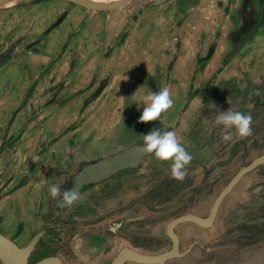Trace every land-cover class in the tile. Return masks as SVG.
I'll return each instance as SVG.
<instances>
[{
  "label": "rangeland",
  "instance_id": "obj_1",
  "mask_svg": "<svg viewBox=\"0 0 264 264\" xmlns=\"http://www.w3.org/2000/svg\"><path fill=\"white\" fill-rule=\"evenodd\" d=\"M187 2L130 0L102 11L110 14L106 20L162 24L164 43L157 46L164 49L157 57L155 42L124 48L128 31L98 29L93 27L98 20L89 16L91 24L86 18L81 31L72 33L83 34L84 40L69 36L49 60L43 28L25 27L11 39L0 16L3 79L19 88L5 91L10 99L0 113V200L26 188L18 201L3 204L0 233L24 247L44 232L30 264L48 256H59L63 264H111L127 247L144 254L170 250L169 223L189 213L207 217L236 174L264 155V24L227 58L251 27L243 18L255 24L261 7L253 17L249 10L242 13L237 5L242 0H203L202 7L213 6L205 14L199 4L187 12ZM202 12L207 27L197 52L215 53L210 58L190 54L176 65L171 38L184 24L190 35ZM205 38L212 40L206 49ZM163 89L169 91L171 106L155 120L141 122V98ZM224 111L250 116V135L241 137L234 127L218 124ZM154 128L173 132L191 154L183 180L172 177L173 161L157 158L153 150L137 168L91 184L59 209L63 193L86 164L144 144ZM228 133L232 138L225 140ZM52 185L61 190L56 198L49 192ZM175 233L183 255L163 264H264V164L241 177L211 226L184 222ZM0 264L5 263L0 259Z\"/></svg>",
  "mask_w": 264,
  "mask_h": 264
},
{
  "label": "crops",
  "instance_id": "obj_2",
  "mask_svg": "<svg viewBox=\"0 0 264 264\" xmlns=\"http://www.w3.org/2000/svg\"><path fill=\"white\" fill-rule=\"evenodd\" d=\"M9 1H12L13 3L5 4L6 2ZM31 1L33 0H28L27 3L24 4L22 2H25V0H0V16H2L3 19L5 20L6 22L5 28L7 29V31H9V34H7L6 36H9V38L11 39H15L14 36L19 37V35H21L22 33L23 28L25 27L26 29L28 28L30 29L31 26H38L39 28L38 30L43 28L45 30V34H47V37L45 39V44L47 45L48 56H49V58L48 56H46L44 58L45 60L47 58L50 60L51 56L55 52L59 51L64 43H67L69 36L72 38L73 41L84 40L83 34L78 35L77 33L76 34L74 33L75 35H72V33L74 31L77 32L79 30L81 31V26L84 25L86 18L89 16H94V18L98 20V23L93 24V27H98V29L103 28L105 25L109 30L118 31V33H120V31H128L129 32L128 35H126L125 37L124 34V38H123V42L125 44L124 48L126 47L128 48L130 43L131 44L135 43L134 47L140 48L144 45L155 42L151 44L155 46L157 49L154 55L155 57H157L158 49L161 48L164 49L163 46H157L158 44L164 43L162 39L163 26L160 23L152 24V22L144 21L141 19L139 20V25H138L136 23L134 24V22L130 21L129 19L126 20V18H124L125 21H123L122 23L116 22V19L113 20L109 17L106 20L107 15L109 16L110 14H105V13H109V12H102L103 10L88 8L86 6L72 2L70 0H40L35 3H31ZM200 1L201 3H203V0H189V3L187 2L185 5V7L187 8V12H190L192 9H197V8H192V6L196 7L199 4L198 10L202 9L205 11L206 14V12L211 9L212 5L210 6L207 4L206 7H202L200 5ZM241 3H242L241 5L240 4L237 5H239V7L241 8L242 13L246 12V10H249L251 11V15H253V17H255V14L256 12L259 11L260 7H261L260 11L262 12L264 6V0H242ZM122 6L113 9H119ZM219 8L221 9L222 7ZM202 10H200L199 12H201ZM117 13L118 12H113V14L115 15ZM201 17L202 18L197 19L195 21L196 23L195 22L192 23L191 25L192 33L190 35L186 31L187 27H189V24H184L182 25L181 32H179L180 31L179 30L178 31L179 34L177 33L175 38H171V42L174 43L172 47V54H173L172 57L173 59L177 58L176 65H179L180 59L187 58L190 56V54H192V57L199 56L204 58L207 57L210 58L214 55L215 50L212 55L208 54V56L206 57H205L206 55L205 52H201V53L197 52L196 44H199L201 42L202 34L206 32V27H207V25H205L203 12L201 13ZM243 20H244L243 24H245V22L248 21L251 24L250 25L251 27L243 32L241 39L247 31L252 30L259 23L260 18L259 20L256 21L255 24H252L246 17H244ZM89 23L91 24V21L88 19V24ZM104 23H106L107 25ZM262 27L258 28L255 32H253V34L249 37V39L254 37ZM136 30L139 32V34H136ZM197 33H201V36H197ZM241 39L237 40V42L238 41L240 42ZM249 39L247 41H249ZM211 41L212 40L210 38H208L207 40L206 38L204 39L205 49L209 48V46L211 45ZM176 47H178L177 50H175ZM190 47H192V50L189 49ZM194 48L196 49L194 50ZM174 51L177 54V56L175 55ZM231 53L227 56V58L231 57ZM2 55L3 54H0V76H1L0 77V113H2L3 108L7 103L6 100L10 99L9 96L5 94V91L8 90L15 91L19 89L16 86L11 85L10 83H5L3 79V73L7 72V68L1 65ZM59 58L60 60L63 59L62 56H60ZM172 69H174V67ZM14 96H15L14 94L11 96L12 101L14 99ZM10 135H14V133L11 132ZM3 137H4V132L3 130H0V138ZM24 189L26 188H23L22 190L18 189L15 191L11 190V192L8 193L9 195H7L4 199L0 200L1 214L3 212V204L13 203L14 201H18L17 197L20 195L19 193H21V191H23Z\"/></svg>",
  "mask_w": 264,
  "mask_h": 264
},
{
  "label": "water",
  "instance_id": "obj_3",
  "mask_svg": "<svg viewBox=\"0 0 264 264\" xmlns=\"http://www.w3.org/2000/svg\"><path fill=\"white\" fill-rule=\"evenodd\" d=\"M72 2L81 4L88 8L96 10H109L120 7L130 0H120L109 4H98L86 0H70ZM264 24V6L262 9L259 23L250 31H247L242 37L241 41L235 44L234 50L231 53L233 56L239 49L246 43L249 37ZM143 144H133L127 148L111 154L107 157L96 160L86 164L75 176L73 177V185L69 191L81 193L88 188L91 184L99 183L114 174L127 168H137L142 160L151 152L142 150ZM259 164H264V155L255 158L249 165L243 167L230 183L221 191L219 196L213 203L210 214L207 217H201L196 214H185L173 219L168 225V232L173 241V246L158 254H144L132 248H124L111 262V264H127L128 260H133L143 264H163L167 260L183 255L179 250V238L175 233V227L184 222H193L203 227H209L215 221L221 202L225 196L231 192L241 177L247 172L253 170ZM69 204L62 202L59 209H63ZM44 232H39L31 240L29 244L24 247L19 246L14 240L0 233V259L5 264H30L31 254L40 240ZM33 264H63L59 256H48Z\"/></svg>",
  "mask_w": 264,
  "mask_h": 264
},
{
  "label": "clouds",
  "instance_id": "obj_4",
  "mask_svg": "<svg viewBox=\"0 0 264 264\" xmlns=\"http://www.w3.org/2000/svg\"><path fill=\"white\" fill-rule=\"evenodd\" d=\"M141 103L144 106L142 115L139 117L141 122H148L155 120L163 110L168 109L172 100L169 97V91L163 89L157 94L145 95L141 98ZM138 108L140 105H137ZM218 124L224 125L225 128H235L236 132L241 137H246L251 133V117L240 111H224L221 112L217 118ZM231 134L224 136L225 140H230ZM143 151H155V156L161 160L173 161L172 163V177L177 180H183L185 172L183 169L188 165L192 156L185 148L177 141L176 136L171 131L154 128L144 136ZM49 192L53 198L61 194L60 188L55 185L49 187ZM78 197L75 191H65L63 193V202L65 204H72Z\"/></svg>",
  "mask_w": 264,
  "mask_h": 264
},
{
  "label": "bare ground",
  "instance_id": "obj_5",
  "mask_svg": "<svg viewBox=\"0 0 264 264\" xmlns=\"http://www.w3.org/2000/svg\"><path fill=\"white\" fill-rule=\"evenodd\" d=\"M86 1L93 2V3H98V4H109V3L117 2V1H120V0H113V1L112 0H86ZM11 3H13V2L9 1V2H6L5 4H11Z\"/></svg>",
  "mask_w": 264,
  "mask_h": 264
},
{
  "label": "flooded vegetation",
  "instance_id": "obj_6",
  "mask_svg": "<svg viewBox=\"0 0 264 264\" xmlns=\"http://www.w3.org/2000/svg\"><path fill=\"white\" fill-rule=\"evenodd\" d=\"M173 242V241H172ZM129 261V260H128Z\"/></svg>",
  "mask_w": 264,
  "mask_h": 264
}]
</instances>
